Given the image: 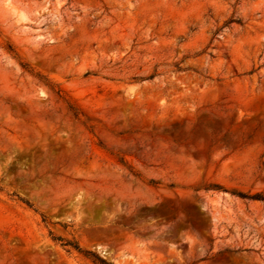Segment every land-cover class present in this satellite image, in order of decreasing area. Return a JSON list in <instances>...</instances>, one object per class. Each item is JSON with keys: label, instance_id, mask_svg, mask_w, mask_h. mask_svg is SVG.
<instances>
[{"label": "rangeland", "instance_id": "1", "mask_svg": "<svg viewBox=\"0 0 264 264\" xmlns=\"http://www.w3.org/2000/svg\"><path fill=\"white\" fill-rule=\"evenodd\" d=\"M98 259L264 264V0H0V264Z\"/></svg>", "mask_w": 264, "mask_h": 264}, {"label": "trees", "instance_id": "2", "mask_svg": "<svg viewBox=\"0 0 264 264\" xmlns=\"http://www.w3.org/2000/svg\"><path fill=\"white\" fill-rule=\"evenodd\" d=\"M64 245L72 246L73 249L80 251V249H79L76 245H70L69 243H66V244H64ZM91 255H92V254H91ZM92 256L96 257L95 255H92ZM96 258H97V257H96ZM98 260H99V262H100L101 264H104V262H103L102 260H100V259H98Z\"/></svg>", "mask_w": 264, "mask_h": 264}]
</instances>
